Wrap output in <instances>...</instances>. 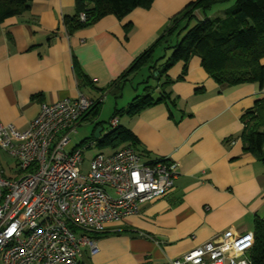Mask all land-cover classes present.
<instances>
[{"label":"crops","instance_id":"0c3cea01","mask_svg":"<svg viewBox=\"0 0 264 264\" xmlns=\"http://www.w3.org/2000/svg\"><path fill=\"white\" fill-rule=\"evenodd\" d=\"M191 1L153 0L149 8L135 7L122 18L107 14L68 33L63 17L74 13V0H32L27 11L0 24V123L24 129L42 102L79 93L116 98L128 86L134 97L145 91L149 80L157 85L148 77L149 66L161 67L157 59L143 64L146 78L137 83L132 79L143 65L122 77L169 18ZM260 62L264 65V57ZM74 63L86 82L77 77ZM166 75L173 80L166 88L169 99L133 116L122 114L117 119L124 121L117 125L134 135L133 147L142 162L163 157L179 164L173 187L109 223L92 237L97 251L91 254L84 246L75 264H170L225 228L242 231L264 216V161L243 150L240 137L241 115L264 97V86L255 82L220 86L196 55L175 62ZM157 95L158 88L153 91ZM93 128L95 133L98 122ZM108 131L100 127L97 139ZM91 138L95 137H85L67 150ZM93 141L89 147L99 150L91 156L127 146H99Z\"/></svg>","mask_w":264,"mask_h":264},{"label":"built area","instance_id":"2783aa9c","mask_svg":"<svg viewBox=\"0 0 264 264\" xmlns=\"http://www.w3.org/2000/svg\"><path fill=\"white\" fill-rule=\"evenodd\" d=\"M102 98L79 93L42 102L24 129L0 123V151L14 160L5 169L0 158V264H75L84 246L97 251L81 232H101L173 187L176 161L144 163L127 146L96 153L82 170V149L94 141L67 150L70 134ZM117 124L110 119L111 128ZM253 241L252 226L236 232L229 226L169 263L252 264Z\"/></svg>","mask_w":264,"mask_h":264},{"label":"trees","instance_id":"16d2710c","mask_svg":"<svg viewBox=\"0 0 264 264\" xmlns=\"http://www.w3.org/2000/svg\"><path fill=\"white\" fill-rule=\"evenodd\" d=\"M31 1L0 0V24L9 17L27 11ZM229 1L194 0L171 16L161 34L133 60L122 77L123 80L151 61L156 47L166 46L163 51L170 49L171 53L161 68L157 65L149 66L148 77H153L157 85H146L142 94L135 95L124 107L115 108L110 119L122 114L133 116L149 106L168 100L166 88L173 80L166 75L167 69L177 61L186 62L193 55L200 58L202 67L220 86L255 82L262 88L264 65L260 60L264 57V0H234L229 8L213 17L209 16L208 12L214 6ZM152 2L153 0H74V13L64 16L63 24L67 32L72 33L107 14L122 18L135 7L149 8ZM81 12L85 15L84 20L79 18ZM192 19L195 20L193 25ZM129 29L126 27L125 32ZM171 39L173 42L167 45ZM73 66L77 77L86 82L87 77L79 66L76 63ZM156 88L157 97L153 96ZM100 103L97 100L83 119L90 114L97 115ZM263 104L264 97L256 100L253 107L241 115L244 126L240 134L243 150L261 161H264ZM91 140H96L99 146L122 143L135 149L133 144L136 138L129 129L117 125L110 127L101 139ZM252 227L254 241L249 257L252 264H264V216L255 218ZM101 232L83 231L81 234L92 238Z\"/></svg>","mask_w":264,"mask_h":264},{"label":"rangeland","instance_id":"374dc122","mask_svg":"<svg viewBox=\"0 0 264 264\" xmlns=\"http://www.w3.org/2000/svg\"><path fill=\"white\" fill-rule=\"evenodd\" d=\"M233 2H234V0H230L227 3L214 6L208 12L209 16L213 17L214 15L221 13L223 10L229 8L233 4ZM194 22H195V20L192 19L191 24L193 25ZM172 42H173V39H171V41L168 42L167 45H169V43H172ZM164 47H166V46L156 47L154 55L152 57V59H155V60L157 59L156 62L158 63L159 66L162 65L164 60L171 53L170 49H166L167 54H165L163 57L159 58V56L163 55L162 51H163ZM146 68L147 67L143 65L141 67V69H139L138 73L132 79L134 81V83H137L138 81H140L144 76L146 78V73H147ZM154 84H155V82L153 80H149L148 85L150 87L153 86ZM143 86H144V84L141 83L139 89H141ZM125 90L126 91L124 92L123 96H119L116 98H114L113 96H106V97L102 98L100 106H99L98 115L92 119L90 117V118H87L85 120H82V122L75 128V131L70 134V142L67 146L68 149L71 148L72 146H74V144H76V143L78 144V142L81 141L83 138L89 137V136L92 137V135L94 136V133H93L94 128L93 127H94L95 123L98 122V128H100V127H102L103 129H109L110 128V125H109L110 116H111V113H112L114 107L116 106V107L120 108L122 106H125L127 104V102L130 101L131 98L133 97V95L135 94V93H133V91H131L129 89V86ZM85 95H88V94H85ZM88 96H90V95H88ZM92 97L97 98L98 96L94 95ZM118 121H119V123H121L124 121V118L121 117V119L119 118ZM83 144L79 145L78 147H83ZM97 150H99V148L95 147V146L86 147V148L84 147L82 149V157H83L82 170L83 171H86L89 159L92 157L91 155L94 154V152ZM107 150L108 149L105 148L102 151L106 153ZM0 158L2 159V163H3V166L5 169H7L6 163H8V164L10 163V164L14 165V160L12 158L8 157L5 153H3L1 151H0ZM78 234H80L79 231H77L76 235H78Z\"/></svg>","mask_w":264,"mask_h":264},{"label":"water","instance_id":"95a60500","mask_svg":"<svg viewBox=\"0 0 264 264\" xmlns=\"http://www.w3.org/2000/svg\"><path fill=\"white\" fill-rule=\"evenodd\" d=\"M99 129H100V128H97L96 131H95V133H94V137H95V138H97L98 135H99V134H98Z\"/></svg>","mask_w":264,"mask_h":264}]
</instances>
